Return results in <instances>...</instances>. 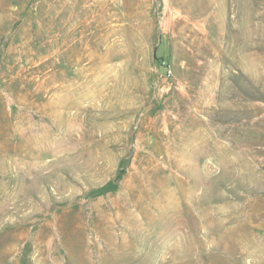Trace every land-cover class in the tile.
Here are the masks:
<instances>
[{"label": "rangeland", "instance_id": "374dc122", "mask_svg": "<svg viewBox=\"0 0 264 264\" xmlns=\"http://www.w3.org/2000/svg\"><path fill=\"white\" fill-rule=\"evenodd\" d=\"M0 264H264V0H0Z\"/></svg>", "mask_w": 264, "mask_h": 264}]
</instances>
